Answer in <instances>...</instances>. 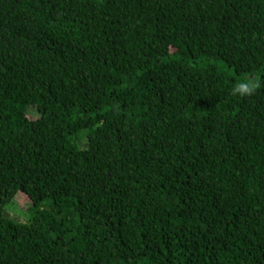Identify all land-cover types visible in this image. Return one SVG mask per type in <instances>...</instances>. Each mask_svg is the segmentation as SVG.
<instances>
[{
    "label": "trees",
    "instance_id": "1",
    "mask_svg": "<svg viewBox=\"0 0 264 264\" xmlns=\"http://www.w3.org/2000/svg\"><path fill=\"white\" fill-rule=\"evenodd\" d=\"M255 76L264 0H0V264H264Z\"/></svg>",
    "mask_w": 264,
    "mask_h": 264
},
{
    "label": "clouds",
    "instance_id": "2",
    "mask_svg": "<svg viewBox=\"0 0 264 264\" xmlns=\"http://www.w3.org/2000/svg\"><path fill=\"white\" fill-rule=\"evenodd\" d=\"M262 87H264V80L260 76L244 77L233 84L231 95L240 98L252 97Z\"/></svg>",
    "mask_w": 264,
    "mask_h": 264
},
{
    "label": "rangeland",
    "instance_id": "3",
    "mask_svg": "<svg viewBox=\"0 0 264 264\" xmlns=\"http://www.w3.org/2000/svg\"><path fill=\"white\" fill-rule=\"evenodd\" d=\"M36 116H37V114L35 113V111L34 110H31L30 111V117L31 118H36ZM18 201H19L20 206L23 207V208H27L30 205L29 198H27L24 195H20L18 197Z\"/></svg>",
    "mask_w": 264,
    "mask_h": 264
}]
</instances>
